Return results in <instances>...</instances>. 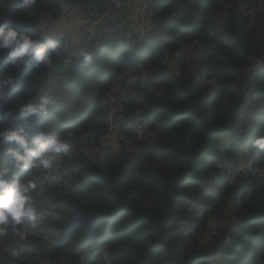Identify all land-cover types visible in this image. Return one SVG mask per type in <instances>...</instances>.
<instances>
[{
	"label": "trees",
	"instance_id": "obj_1",
	"mask_svg": "<svg viewBox=\"0 0 264 264\" xmlns=\"http://www.w3.org/2000/svg\"><path fill=\"white\" fill-rule=\"evenodd\" d=\"M64 1L77 12L104 2ZM152 3L141 42L132 44L135 32L127 37L114 31L112 42H96L92 67L83 69L76 59L68 79L56 86L49 72L11 68L7 55L0 54V71L18 78L6 105L41 90L59 98L47 117L35 121L33 135L46 127L82 139L66 163L67 174L42 187L36 175L38 197L53 211L37 228L24 230L23 241L11 235L0 239V264H264V155L255 149L239 152V145L251 147L252 139L264 134V105L250 114V132L239 143L223 152L220 142L224 135H238L249 80L264 102V71L254 79L244 74L252 59L264 55V0ZM61 9L60 0H37L27 10L17 8V0H0V23L47 31ZM183 46L190 47L189 54L172 62ZM152 69L142 86L141 75ZM204 70L213 84L202 87ZM120 90L128 94L118 106V135L103 141L108 126L103 96ZM5 126L0 116V128ZM233 157L230 172L229 164L216 165ZM251 157L244 173L234 168ZM4 166L19 171L0 153ZM35 173L19 175L32 180ZM235 175L241 186L234 184ZM211 218L225 222L221 236L202 234ZM227 232H232L231 246ZM9 245L24 249L23 261L7 255Z\"/></svg>",
	"mask_w": 264,
	"mask_h": 264
},
{
	"label": "clouds",
	"instance_id": "obj_2",
	"mask_svg": "<svg viewBox=\"0 0 264 264\" xmlns=\"http://www.w3.org/2000/svg\"><path fill=\"white\" fill-rule=\"evenodd\" d=\"M36 2L17 0V8L31 9ZM64 38L58 30L29 32L16 23H0V54L7 55L11 68L33 66L51 73L62 66L67 52L61 43ZM77 58L83 69L92 67L96 60L94 51L88 49H81ZM17 86L16 74L8 69L0 71V116L7 122V126L0 128V153L8 156L11 165L19 170L12 172L6 166L0 167V239L11 235L23 241L24 230L40 226L53 209L46 206L43 197H38V184L21 178L19 173L55 174L62 168L61 158L71 156L74 146L71 132L62 134L57 129L41 127L33 135L35 121L47 117L59 98L41 90L24 102L6 105L8 92ZM251 145L264 155V134L255 136ZM6 253L16 261H23L25 255L22 247L13 245L6 248Z\"/></svg>",
	"mask_w": 264,
	"mask_h": 264
},
{
	"label": "built area",
	"instance_id": "obj_3",
	"mask_svg": "<svg viewBox=\"0 0 264 264\" xmlns=\"http://www.w3.org/2000/svg\"><path fill=\"white\" fill-rule=\"evenodd\" d=\"M113 4L112 7L117 10H123L128 7L132 0H112ZM62 14L66 16L67 20L71 19H82V18H89L90 23L87 26L88 32L81 38L79 44L77 46H71L69 44V32L64 25L60 26L58 31L63 32L64 34V44L65 48L67 49V56L65 60L62 62L66 70L62 74H56L52 78V85L56 86L61 82H64L68 79L66 72L72 66L74 61L77 58V54L81 49H88V50H96L98 44L96 42L99 41L98 34L96 33L95 29L98 24L102 21L105 15L110 11V6H107L105 2H98L93 6H88L84 9L83 12H75L72 13L70 10V5L66 3L64 0H60ZM153 3L152 0H142L141 2V10H140V18H139V26L140 30L137 31L134 38L132 39V44L136 45L137 43L141 42L147 34V31L143 28L145 26V18L146 15L149 13ZM244 8V7H243ZM248 13L254 14L252 10ZM130 30H134V24L130 21L129 23ZM190 47L183 46L173 53V60L174 62L179 63V60L182 57H185L189 54ZM166 60H169L167 58ZM172 60V61H173ZM260 71H264V55L258 56L252 59L250 65L245 68L244 74L250 75L252 79L256 78L257 74ZM153 69L147 72H144L141 77V85L145 86L149 80L151 79ZM202 87H205L207 84H213V80L209 79L206 70L202 73ZM128 91L127 90H120L117 93L106 94L103 96L104 100V108L105 113L107 116V128L104 132L103 141H111L114 139L118 134L119 129V122L117 117L118 115V106L126 100ZM263 101L260 98V92L258 89L257 84L255 81L249 80V89L247 91L245 101L243 104V109L240 111L238 119H237V134L234 135L233 140L237 139L235 142H230L229 145H234L240 142V138L250 132V114L253 113L255 110H258L262 105ZM230 138V139H231ZM82 144V139H73V146L74 149L78 148ZM100 145V144H99ZM97 145V148L100 146ZM70 156L62 157V168L55 174L45 176L39 173V185H43L48 179H56L60 175H65L68 173V168L66 163L68 162ZM44 186V185H43ZM25 234V233H24ZM202 234L207 237L211 236H221L223 234V230L221 227L220 222L217 219H211L205 225ZM225 242L231 246L233 242L232 232L224 233ZM210 264H216L213 261Z\"/></svg>",
	"mask_w": 264,
	"mask_h": 264
},
{
	"label": "crops",
	"instance_id": "obj_4",
	"mask_svg": "<svg viewBox=\"0 0 264 264\" xmlns=\"http://www.w3.org/2000/svg\"><path fill=\"white\" fill-rule=\"evenodd\" d=\"M104 2L107 3L108 7L110 6V11L95 29L101 41L106 43L113 40L115 37L114 31L122 32L127 35V37L131 36L133 32H135V34L137 33L142 0H132L131 4L123 10L113 8L112 0H104ZM70 10L72 13L77 12L76 7L72 8L71 6ZM130 21L134 24V30H130ZM89 23V18L67 20L66 16L62 14L59 20L49 22L47 31L58 30L60 26L64 25L69 32V44L71 46H77L81 38L88 32L87 26Z\"/></svg>",
	"mask_w": 264,
	"mask_h": 264
},
{
	"label": "rangeland",
	"instance_id": "obj_5",
	"mask_svg": "<svg viewBox=\"0 0 264 264\" xmlns=\"http://www.w3.org/2000/svg\"><path fill=\"white\" fill-rule=\"evenodd\" d=\"M133 24V23H132ZM192 56V60L193 59H196L197 61L199 60V58H197V56H199V55H196V54H192L191 55ZM175 61V59L172 61V62H174ZM256 113H258V111H256L255 112V114ZM230 136L231 135H224V136H222L221 138H220V142L222 143V147H221V150L224 152L226 149H227V147H229V146H232V145H229V143L230 142H235L237 139H235V140H233V138H231L230 139ZM244 146V147H243ZM231 150H232V153L235 155L236 154V149H237V146H234V147H231L230 148ZM253 148H252V146L251 147H247L246 145H239V152L240 153H248V152H250V150H252ZM96 153H97V155L98 156H100L102 153H101V151L100 150H97L96 151ZM246 155H252V154H246ZM242 159V158H241ZM235 160V158L233 157V158H231V159H228V158H226V161H225V165H223V163H220V161H218L217 163H216V165L217 166H219V164H220V167L221 168H224L225 166H226V164H229L228 166H227V170L230 172V170H231V168H232V165H233V163H235L236 164V162L234 161ZM244 159H242V160H240V163L238 162L237 163V167H234V168H236L237 170H242V172L244 173V170H248V169H250L251 168V166H252V163H253V157H251L248 161H245ZM225 171V170H224ZM255 171L256 172H259L260 170L259 169H255ZM260 174H261V171H260ZM36 175H37V177H36ZM214 176H216V175H214ZM35 177L37 178V179H35ZM235 177V178H234ZM234 177H231L232 179H233V182H234V184H237V185H242L243 184V181L242 180H239V179H236V175L234 176ZM32 181L34 182V179L35 180H37V183H39V181H40V178H39V173L38 172H36L34 175H32ZM40 187H42L43 185H39ZM211 219H217L219 222H220V224H221V227H222V230H224V228H225V222L223 221H221L220 219H218V218H211ZM210 219V220H211ZM209 220V221H210ZM233 220H229V223L230 222H232ZM234 223V222H233ZM232 223V226H234L235 225V223L233 224ZM25 235V234H24ZM202 243H204V244H206V247L207 246H212L211 245V242L209 241V240H202Z\"/></svg>",
	"mask_w": 264,
	"mask_h": 264
},
{
	"label": "water",
	"instance_id": "obj_6",
	"mask_svg": "<svg viewBox=\"0 0 264 264\" xmlns=\"http://www.w3.org/2000/svg\"><path fill=\"white\" fill-rule=\"evenodd\" d=\"M66 70L65 65L62 63V66L60 68H57L54 72L48 73V77H53L56 74H62Z\"/></svg>",
	"mask_w": 264,
	"mask_h": 264
},
{
	"label": "bare ground",
	"instance_id": "obj_7",
	"mask_svg": "<svg viewBox=\"0 0 264 264\" xmlns=\"http://www.w3.org/2000/svg\"><path fill=\"white\" fill-rule=\"evenodd\" d=\"M55 9V8H54ZM124 15V14H123ZM116 28V27H115ZM83 29V28H82ZM217 36V35H216ZM173 37V36H172ZM207 51V50H206ZM172 52V51H171ZM121 64V63H120ZM116 73V72H115ZM77 76V75H76ZM113 79V78H112ZM176 82V81H175ZM237 82V81H236ZM179 84V83H178ZM190 86V85H189ZM181 87H183V86H181ZM185 88H186V86H185ZM178 89V88H177ZM182 89V88H181ZM178 91V90H177ZM131 104H133V103H131ZM124 106V105H123ZM122 106V107H123ZM126 108V107H125ZM124 109V108H123ZM198 110V109H197ZM197 112V111H196ZM173 120V119H172ZM220 127V126H219ZM218 127V128H219ZM216 128V127H215ZM233 130V129H232ZM128 131V130H127ZM215 149V148H214ZM213 150V149H212ZM214 151V150H213ZM75 171V170H74ZM217 174V173H216ZM206 175V174H205ZM62 178V177H61ZM55 181V180H54ZM71 183V182H70ZM54 185V184H53ZM207 188V187H206ZM46 189V188H45ZM206 199V198H205ZM230 206V205H229ZM57 217V216H56ZM206 217V216H205ZM203 219V218H202ZM191 224V223H190ZM197 224V223H196ZM234 224V223H233ZM126 229V228H125ZM48 235V234H47ZM198 235V234H197ZM183 245V244H182ZM180 252V251H179ZM29 253V252H28ZM179 255H180V253H178ZM29 259V258H28Z\"/></svg>",
	"mask_w": 264,
	"mask_h": 264
}]
</instances>
